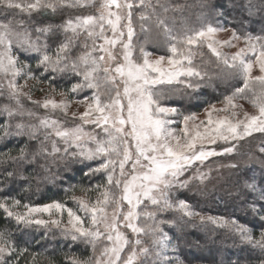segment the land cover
<instances>
[{
  "label": "snow or ice",
  "instance_id": "snow-or-ice-1",
  "mask_svg": "<svg viewBox=\"0 0 264 264\" xmlns=\"http://www.w3.org/2000/svg\"><path fill=\"white\" fill-rule=\"evenodd\" d=\"M95 6L96 0H0V11L12 16L0 22V96L13 102L0 105V116L5 117L0 123V141L26 138L36 144L30 151L25 143L17 155L10 149L0 152V164H32L58 157L66 166L94 162L95 167L86 165L84 175L104 176V183L81 189L85 193L95 191L94 201L72 197L83 217L59 201L33 206L4 196L0 197V209L6 218L25 227L55 226L65 239L91 247V256L80 259L73 255L68 264H183L179 257L169 255L175 245L163 226L196 217L202 224L227 229L243 244L264 254V181L258 185L252 178L243 185L259 203V207L249 205L259 217L258 236L253 234V227L236 218L202 215L187 200L177 198L180 190L190 189L193 182L205 181L208 174L201 169L211 158L232 155L241 141L253 133H264V36L242 35L233 28L228 40H218L216 35L229 29L212 24L175 32L167 23V13L182 11L183 6L167 0H100L98 14L38 26L35 39L28 22L16 19L19 13L31 19L33 14L54 15L65 8ZM246 7L251 13L256 6L249 3ZM260 9L264 4L256 10ZM153 27L164 37L167 55L154 56L147 50ZM58 30L65 38L50 49L41 36ZM141 34L143 42L139 41ZM82 35L84 51L73 58V48ZM241 41L243 46H239ZM205 47L218 64L242 78L243 86L224 97V107L209 105L204 110L206 119L200 120L196 113H183L163 101L174 94L176 85L193 91L199 88L193 81L203 80L207 73L197 66L195 58L203 57ZM224 47L238 50L228 55L222 51ZM14 48L36 54L35 71ZM254 69L260 74L254 76ZM57 75L78 77L70 88L59 92L60 100L50 95L33 100L31 91H23L26 84L18 83L21 77L47 82L55 93ZM85 90H91V95L75 100L84 111L71 113V118L81 123L68 127L59 115L67 118L73 103L69 97ZM22 98L42 109L43 114L25 107ZM239 99H248L256 113L241 115V106L236 103ZM85 125H94L100 133L86 131ZM260 151L264 152V147ZM13 175L5 173L7 178ZM21 207L24 211L19 210ZM168 212L179 215L175 220L163 219ZM65 213L66 224L52 218ZM41 214L49 219L37 218ZM27 251L17 247L9 231L0 230V264H19ZM258 264H264V258H259Z\"/></svg>",
  "mask_w": 264,
  "mask_h": 264
},
{
  "label": "trees",
  "instance_id": "trees-1",
  "mask_svg": "<svg viewBox=\"0 0 264 264\" xmlns=\"http://www.w3.org/2000/svg\"><path fill=\"white\" fill-rule=\"evenodd\" d=\"M190 2L193 4V13L197 11L199 13L209 14L210 21H213L214 14L211 13H214V9L222 10L226 15H230L229 11L232 9L231 12L239 15L241 17L240 19H242V22L236 25L241 32L250 33L253 36H264V23L262 21L264 20V9L256 10L264 4V0H190ZM227 2L231 3L232 8H228ZM249 3L256 6L250 13L253 15V18L249 17V11L246 7ZM80 9L65 8L54 15L48 13L45 16L33 14L31 19H29L27 14L19 13L16 15V19L28 22L32 36L36 37V27L47 24H62L69 17H75V14L79 13ZM259 15L262 16V20L256 19ZM11 18V15L6 17L3 11H0V22ZM245 21L250 23L249 26H245ZM259 22L263 26H257ZM64 38V33L59 30L54 34H49L47 37L41 36V39L44 41L47 40L51 49H54L55 45ZM78 45L79 41L77 46L73 48V58L78 53ZM18 52L24 56V52H21V50ZM33 57H35V54H31L30 56L26 55L23 59L33 64ZM32 69L35 70L36 68ZM210 69L213 70L211 67ZM54 84L60 89H68V84H65V86L63 84ZM179 92H174V96H178ZM185 96L181 94V97L185 98ZM5 101L12 103L6 96H0V105L5 103ZM177 103L181 105L180 102ZM4 119L5 117L0 116V123ZM263 138L264 134H260L257 140L260 141ZM25 143L28 144L30 151L36 147L35 142L27 141L26 138H13L10 141H0V152L10 149L13 155H17L19 147ZM41 165L45 166L41 167ZM242 170L243 172H249L250 170V173L252 172L256 177L255 181L258 185L264 181L263 168L260 169L254 166L251 169L245 167ZM6 172H13L14 175L11 178H7L5 176ZM85 172L82 163L77 162L66 166L65 162L58 157H49L47 160L41 159L37 163H25L23 165L14 164L9 161L0 164V197L8 196L19 199L21 204L28 203L30 205L59 201L76 209L73 199L69 196L68 189L74 184L73 186H78L76 191L80 190L79 193H84L88 196V192L81 191V189L92 186L88 177L84 175ZM60 175L64 176L63 181L66 182L65 185L63 183H56L58 181L56 179L62 177ZM246 176L249 177L248 175ZM98 179V183H104L102 175H99ZM244 182V179L234 177L232 180H228V184L222 187V189H225L221 191L214 189L206 194L204 193V197H198L197 195L191 196L189 202L190 204L193 203L196 205V210L201 209V212L206 211L216 216L228 217L229 219L236 218L239 222L253 227V234L258 236L260 226L259 217L252 212L249 205L256 203V206L259 207V203L254 201L253 195L247 193L244 189ZM223 191L225 193L221 194ZM181 195L187 198L189 194L182 191L177 198H181ZM245 200L247 203H245ZM202 204L203 206H201ZM178 215L175 212H168L162 218L175 220ZM167 229L170 231L172 241L176 242L175 248L177 252L188 264H258V259L264 258V254L260 253L258 249L254 250L250 245L243 244L237 235L230 233L225 228L214 226L212 223L202 224L200 221L193 222L192 219L184 218V221L170 225ZM0 230L9 231L18 248L28 249L20 258L19 264H68V258L73 255L80 259H86L90 256L89 248L82 241L72 242L70 238L65 239L64 236L60 239L59 235L56 234L55 238L57 240H53V248L46 251L40 250L38 246L40 243L39 240L45 238L47 230L51 233L54 230L49 227L45 228L36 225L30 227L17 225L14 219L6 218L2 209H0ZM200 231L208 233L207 241H202L201 237L203 235ZM59 234L61 235V233Z\"/></svg>",
  "mask_w": 264,
  "mask_h": 264
},
{
  "label": "rangeland",
  "instance_id": "rangeland-1",
  "mask_svg": "<svg viewBox=\"0 0 264 264\" xmlns=\"http://www.w3.org/2000/svg\"><path fill=\"white\" fill-rule=\"evenodd\" d=\"M167 2H169V4H171V5H177L178 4V5L183 6L182 11L167 13V23L169 24L170 27H172L174 29L175 32H178V33L182 32L186 28H188V29H199L203 25L212 24L213 26L222 25L225 29H229L228 31L219 32L216 35V39H218V40H228L231 36L230 30L233 28L236 29L238 33H240L242 35L245 34L243 31L241 32L238 27H236V25L238 23L242 22V19H240L241 17L239 15L232 13L231 12L232 9L229 11L230 15H228V14L226 15L224 12H222V10L219 11V10L214 9L213 10L214 13L211 11L212 12L211 14H214L213 15V21H210V15L209 14L199 13L197 11L195 13H193V11H192L193 10V4L190 2V0H167ZM99 3H100V0H96V6L95 7L81 8L80 12L76 13L75 16L98 14L97 9L99 7ZM230 4L231 3L227 2L228 8H232V6ZM17 12H18V10H17ZM221 12L223 13V15L219 14ZM248 14H249V17L253 18V15H251L250 13H248ZM261 17L262 16L259 15L256 17V19L262 20ZM262 21L264 23V20H262ZM249 24L250 23L248 21H245V26H249ZM257 26L260 27V26H263V24L259 22V24ZM137 31H139L138 28H137ZM32 38L35 39V36L34 37L32 36ZM143 40H144V35L141 34L139 36V41L143 42ZM41 41L43 42L44 40L41 39ZM83 41H84V36L82 35L80 37L79 45H78V53L79 54L84 51V48L82 47ZM151 41H152L151 43L146 45V48L148 51L152 52L154 54V56L167 55L168 54L167 44L164 40V37L162 36V34L158 30L155 29V27H153V30L151 33ZM239 46H243L242 41L240 42ZM50 49H51V47H50ZM237 50L238 49L236 47H224L222 49V51L228 55L235 53ZM14 51L20 56L21 60H24L23 58L26 57V55L30 56L31 54H35V53H24V56H23L22 54H20L18 52V51H20L19 49L14 48ZM203 52H204L203 57L197 56L195 58V63L197 64V66L200 67L201 71L207 73V76L203 80L193 81V83H198L200 85L199 88L196 89L195 91H193L191 89H184L183 86H181V85H176V86H174L176 89L175 92L180 91L178 96L177 95L174 96V94H173L168 99L163 101V103H165V104L178 107L181 110V112H183V113H196L198 116V119H200V120L206 119V114H205L204 110L206 108H208L209 105L214 104V105H216L217 108L224 107V104L222 103L224 100V97L227 95H231L232 92L235 90V88L243 86L242 78L239 77L238 75H235L234 70L227 69L223 64H218L216 61V58L211 55V53L208 51V49L206 47L203 49ZM78 53H76L77 54L76 56L79 55ZM135 56H136V59L138 61L141 59L140 55H139V47H137ZM35 57H36V54H35ZM35 57L32 58V61H34V63L33 64H31V62L29 63L31 68H36V62L37 61H36ZM24 61L26 62V60H24ZM210 67L213 68V70L210 69ZM36 73L35 74L37 76L40 75L39 71H36ZM259 74L260 73H259L258 69L253 70L254 76L259 75ZM77 79H78V77H74V76H70V75L64 76V77L57 75L54 83L63 84L64 86H65V84L66 85L68 84V88H70L71 83L75 82ZM18 83L21 85L26 84L23 91L24 92L31 91V95H32L33 100H42L45 95H50L54 99L60 100L61 97L59 95V92L65 90V89H60V88L56 87V85L54 84L56 87V92L53 93L47 82H39L38 83L35 80H31V79L26 80V78H24V77L19 78ZM253 87L256 88L257 90H259L258 84L253 85ZM41 89H43V91ZM219 89H222V90H219ZM181 94L186 95L187 97L185 96V98H183V97H181ZM84 95H91V90H85V92L80 93L79 96L69 97L70 99L73 100V103L71 104V106L69 108V116L67 118H65L62 114L59 115V118L61 120H66V126L71 127V126H74L75 124L81 123V121L78 119L73 120L71 118V113L72 112L82 113L84 111V107L82 105H77L75 103L76 99L82 98ZM207 95H209V96H207ZM246 95H248L250 97L252 94L246 93ZM22 99H23V103H24L25 107L34 109V110L40 112V114H43L42 109H36L35 105H33L26 98H22ZM4 100H6V99H4ZM177 102H180L181 105L178 104ZM6 103H8V102L5 101V103H2V105L6 104ZM236 103L241 106V115L243 112H248L249 114H255L256 113V110L253 108L252 104L249 102L248 99H239L236 101ZM221 115H223V113H221ZM84 127H85L86 131H90V132L95 131L97 133H100V129L96 128L94 125H85ZM174 127L179 128L180 125H174ZM260 134H264V133H253V135L251 137H247L244 141H241L240 144L238 145L237 151L235 153H233L232 155L219 156V157L211 158L210 161L207 162V164L201 169L203 172L208 174L205 181L203 183H200L199 181H195V182H193L190 189L180 190V192L184 191V192H186V194H189V195L187 198H184L181 195V198H178V199H185L190 204L189 199L191 198V196L197 195L198 197H204V195L207 192H210L214 189L215 190L219 189L221 191V190L225 189V188L222 189V187L225 186L226 184H228V180H232L234 177L238 178V179H244V181L247 180V181L251 182L252 178H256V177L252 174V172L250 173V170H249V172L248 171L243 172L242 168L249 167L251 169L252 167L255 166V167H259L260 169H262V168L264 169V152L260 151V148L264 147V138L260 141L257 140V137H259ZM89 164H91V166L95 167L94 162L85 161L82 163L84 171L88 170L86 165H89ZM232 164H235L236 167L235 168L230 167V165H232ZM99 175H102V177L104 178L103 174H97L96 176L88 177L89 182H90V184H92V186L95 184H98ZM246 175H248L249 177H247ZM60 176H62V175H60ZM63 177L64 176L57 178L56 180H58V181H56V183L57 184L63 183V185H65L66 182L63 181V179H64ZM73 185L74 184H72L71 188L68 187L70 198H72L73 196H76V197H85L86 199H89L92 201H94L96 199L97 193L95 191H88V196H86L84 193H79L80 190L76 191V189H78V186L75 187ZM56 186H59V185H56ZM62 187H60V189H62ZM73 187H74V191L71 190V189H73ZM223 193H225V191H223L221 194H223ZM51 202H53V201L46 202L43 204H36L33 206L44 205V204L51 203ZM74 204L76 206V209H74V208L73 209L78 211V205L75 202H74ZM66 206L69 208H72L68 205H66ZM192 206H193L195 211L201 213L202 215L221 217V216L213 215V214L206 212V211L201 212L200 211L201 209L196 210L197 208H196V205H194V204ZM201 206H203V204ZM125 207H126V205H125ZM19 210L24 211L23 208L22 209L20 208ZM78 214L81 215L82 217L84 216L83 212L78 211ZM37 218H42L45 220L49 219V217L46 214H41ZM52 218L53 219H57V218L62 219L64 224L67 223V219H68L66 213L62 217L54 216ZM224 218L229 219L228 217H224ZM192 220H193V222H196V221H199V218L198 217L192 218ZM171 225H173V224H171ZM169 226H170L169 224H166L163 227H164V231L167 232L168 235L170 236L171 235L170 231L167 229ZM214 226H216V225H214ZM62 227H63V225L61 226V228ZM49 228L53 229L54 230L53 233L54 232L55 233L53 234L49 230H47V234H46L45 238H43V240H39L40 243L38 244V246H39L40 250L46 251V250L52 249L53 248V240L54 241L57 240L55 238L56 235H59L60 239L63 238V234H62V231L60 228H56L55 226H51V225L49 226ZM59 233H61V235ZM201 234L203 235V237H201L202 241H207L208 240V233L201 232ZM128 235L131 238V233H128ZM170 237H172V236H170ZM144 239L147 241L146 237ZM175 243L176 242L173 241L174 245H175ZM87 247L90 250V256H91L92 255L91 247L88 245H87ZM98 253H99V247L97 249V254ZM169 255L179 257V259L181 261H183V264H188V263H186V261H184V259L181 258V256L177 252L176 248H175V251L170 250ZM195 264H209V263H195Z\"/></svg>",
  "mask_w": 264,
  "mask_h": 264
}]
</instances>
